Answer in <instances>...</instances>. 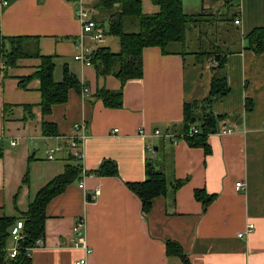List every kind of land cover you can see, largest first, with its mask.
<instances>
[{
	"label": "crops",
	"instance_id": "obj_1",
	"mask_svg": "<svg viewBox=\"0 0 264 264\" xmlns=\"http://www.w3.org/2000/svg\"><path fill=\"white\" fill-rule=\"evenodd\" d=\"M76 1L0 0L1 36L28 37L30 53L52 57L56 83L65 72L79 82L67 102L43 116L34 76L39 60L23 58L5 67L0 59V219L21 218L41 189L67 169L80 172L46 204L43 244L31 251V264H74L81 258L71 231L82 217L91 249L87 264H185L174 251L167 252V242L177 245L189 264H264V54L242 49L244 35L264 28V0H181L187 14H203V21L217 26L230 23V32L240 37L235 52L226 55L229 94L211 110L223 117L217 131L232 132L208 135V153L178 136L184 106L202 103L210 94L212 60L197 62L192 48L198 42V51L203 49L196 37L201 27L187 29L179 51L144 49L141 78L122 84L74 61L80 33ZM139 1L144 14L158 12L151 0ZM97 2L85 3L105 30L95 49L117 53L118 39H105L106 15ZM120 89L119 108L106 107L96 95ZM81 121L88 139L80 161L65 139ZM43 122L53 124L57 135L44 136ZM49 148H59L54 160L47 159ZM104 161L116 165V176L93 174ZM148 164L164 174L168 189L143 213L127 184L144 182ZM175 182L181 185L174 188ZM237 182L245 188L237 190ZM197 191L213 200L203 206Z\"/></svg>",
	"mask_w": 264,
	"mask_h": 264
},
{
	"label": "trees",
	"instance_id": "obj_2",
	"mask_svg": "<svg viewBox=\"0 0 264 264\" xmlns=\"http://www.w3.org/2000/svg\"><path fill=\"white\" fill-rule=\"evenodd\" d=\"M151 2L158 7V12L147 15L142 12L139 0H98L97 8L105 12L106 15L104 19L106 35L117 38L119 42V52L117 53H112L108 48H98L93 53L91 62L100 75L111 74L118 78L122 84L127 80L141 78L144 49L156 47L163 54H167L171 51L169 49L171 44L180 43L183 48L187 29L190 27L198 29L196 24L205 21L200 18L203 14H187L181 0H151ZM224 21L217 20L216 22ZM214 25L215 29H219L217 24ZM228 33L224 28L223 38L218 40L215 34V39L210 41L206 49L193 53L197 62L212 60L210 94L202 103L184 106L183 127L178 136L185 139L191 147H202L205 153L209 152L206 144L208 135L214 134L218 130L219 123L223 120V117L212 113V106L227 96L230 90L225 74L226 55L235 52L234 48L237 46V41L240 40L239 34L235 32L232 35L234 40L231 43ZM199 36L209 37L207 31L202 32ZM28 40V37L5 38L0 34V59L5 67L15 66L17 61L23 58L39 60L40 64L34 76L40 82L42 101L39 108L42 115L45 116L51 112L53 105L67 102L70 90L77 91L79 82L76 77L65 72L63 80L56 83L53 79L52 57L41 56L37 50L30 53ZM243 43V50L264 54V28H254L249 31L243 36ZM96 95L106 107L119 108L122 105L121 89L117 92L99 90ZM246 110H250L249 105H246ZM192 127L197 129L196 133H191ZM41 130L44 136L57 135L53 124L43 122ZM105 166L107 168H104ZM92 172L93 174L116 176L117 167L113 162L104 161L96 171ZM76 174H80V172L67 169L62 176L41 189L29 203L28 211L19 218L24 223L25 237L18 245L19 254L13 259L9 258L7 248L10 245V229L18 219L6 217L0 219V264H31L26 249L33 247L37 240L44 238L46 204L73 182ZM180 185L181 182H175L173 187L177 188ZM127 186L140 199L143 213L149 210L151 201L156 196L165 195L168 189L164 174L155 170L150 164L146 167L144 182L127 184ZM195 198L201 201L203 206H207L213 200V196H207L203 191L195 192ZM166 246L167 252L174 251V254L178 255L185 264H189L177 245L167 242Z\"/></svg>",
	"mask_w": 264,
	"mask_h": 264
},
{
	"label": "built area",
	"instance_id": "obj_3",
	"mask_svg": "<svg viewBox=\"0 0 264 264\" xmlns=\"http://www.w3.org/2000/svg\"><path fill=\"white\" fill-rule=\"evenodd\" d=\"M77 8L75 9V17L80 26V33L75 38L74 41V55L73 59L77 63L82 66H93L91 62V58L93 53L96 51L95 45L100 43L104 37L105 30L102 26H100L93 18V13L86 9L85 3L87 0H77ZM240 20L235 19L234 24H239ZM212 64V63H211ZM213 65V64H212ZM211 65V66H212ZM87 126L86 123L81 121L76 123L73 127V134L65 139V143H67L68 148L75 152L76 157L81 161L83 159V146L88 139V134L86 132ZM117 133V130H113V133ZM197 129L195 127L191 128V133H196ZM231 129H222L220 128L217 131V134H229L231 133ZM142 133V131H141ZM157 135L158 132L156 131ZM264 134V128H263ZM172 141L176 143L174 137H172ZM59 150V148H49L47 150V159L54 160L55 153ZM87 173L82 169V175H86ZM235 188L237 190L245 188V184L242 182H237L235 184ZM97 192L95 193L96 196ZM85 218L82 217L76 221L74 226L72 227V239L71 244L75 248H79L83 251V256L76 260L74 264H87V258L91 253V249L89 248L86 237H85ZM24 223L21 219L15 221L14 225L11 227L9 232V240L10 245L7 248V253L9 258L13 259L19 254V243L24 240ZM253 226H249L248 230L252 229ZM238 237H242V234H239ZM43 244V240L39 239L35 242L34 246L26 249L28 255L30 256L31 251L34 248L40 247Z\"/></svg>",
	"mask_w": 264,
	"mask_h": 264
},
{
	"label": "rangeland",
	"instance_id": "obj_4",
	"mask_svg": "<svg viewBox=\"0 0 264 264\" xmlns=\"http://www.w3.org/2000/svg\"><path fill=\"white\" fill-rule=\"evenodd\" d=\"M98 20H100V19H98ZM101 21V20H100ZM212 24V22H210V21H207V19L205 20V22L204 23H201L200 24V26H199V24L197 23L196 25H197V27L198 28H200L201 27V30H202V32H205V31H207L208 32V35H209V37H208V39L210 40V41H213L214 39H215V34L217 35V38H218V40L219 39H221V38H223L224 37V28H226L227 29V31L229 32L228 34H229V36H230V42H232L233 40H234V38H233V33L232 32H230L231 31V29H232V25L230 24V23H227L226 25H223V24H220L219 25V29H215V27H213V26H215V25H211ZM195 25V24H194ZM196 25H195V27H196ZM234 30V29H233ZM221 32V33H220ZM220 33V34H219ZM191 35V34H190ZM110 36H106L105 37V39L106 38H109ZM196 37L197 38H200L201 40H202V48L204 49V48H206L207 46H208V41L205 39V37H201V36H197L196 35ZM112 38V37H111ZM112 39H115V38H112ZM182 48V46H181V44L180 43H174V44H171V45H169V49L170 50H172V51H179L180 49ZM192 48L194 49V51H198V49L200 48L199 47V43L197 42L196 44H194V45H192ZM202 49V50H203Z\"/></svg>",
	"mask_w": 264,
	"mask_h": 264
}]
</instances>
